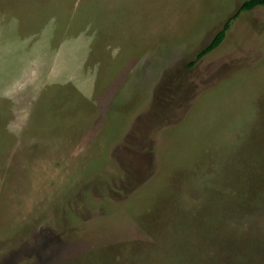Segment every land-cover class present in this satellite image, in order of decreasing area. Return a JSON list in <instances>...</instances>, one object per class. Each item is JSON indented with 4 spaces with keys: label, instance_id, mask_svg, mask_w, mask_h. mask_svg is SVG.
Wrapping results in <instances>:
<instances>
[{
    "label": "rangeland",
    "instance_id": "rangeland-1",
    "mask_svg": "<svg viewBox=\"0 0 264 264\" xmlns=\"http://www.w3.org/2000/svg\"><path fill=\"white\" fill-rule=\"evenodd\" d=\"M0 0V264H264V10Z\"/></svg>",
    "mask_w": 264,
    "mask_h": 264
},
{
    "label": "trees",
    "instance_id": "trees-1",
    "mask_svg": "<svg viewBox=\"0 0 264 264\" xmlns=\"http://www.w3.org/2000/svg\"><path fill=\"white\" fill-rule=\"evenodd\" d=\"M255 7H262L264 10V0H243L237 11L224 23L223 27L214 35L209 44L197 53L196 59L203 57L220 45L224 39L226 30L229 28L230 20L235 19L241 12L250 11Z\"/></svg>",
    "mask_w": 264,
    "mask_h": 264
}]
</instances>
